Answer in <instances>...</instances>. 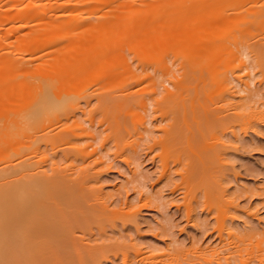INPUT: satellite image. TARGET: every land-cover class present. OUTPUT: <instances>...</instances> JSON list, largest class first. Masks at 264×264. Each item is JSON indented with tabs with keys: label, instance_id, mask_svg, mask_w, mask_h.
Wrapping results in <instances>:
<instances>
[{
	"label": "rangeland",
	"instance_id": "rangeland-1",
	"mask_svg": "<svg viewBox=\"0 0 264 264\" xmlns=\"http://www.w3.org/2000/svg\"><path fill=\"white\" fill-rule=\"evenodd\" d=\"M105 1L73 5L90 18L58 47L14 48L20 36L34 37L40 23L31 21V37L14 31L0 40V60L56 61L57 79L88 50L87 69L66 66L72 73L64 67L70 74L53 86L54 111L22 127L23 157L42 182L23 210L46 231L26 245L27 257L264 264V0ZM13 2L0 0V10ZM61 5L47 6L54 25ZM109 25L115 40L96 37ZM130 73L141 76L122 82Z\"/></svg>",
	"mask_w": 264,
	"mask_h": 264
},
{
	"label": "bare ground",
	"instance_id": "bare-ground-1",
	"mask_svg": "<svg viewBox=\"0 0 264 264\" xmlns=\"http://www.w3.org/2000/svg\"><path fill=\"white\" fill-rule=\"evenodd\" d=\"M20 1L17 2V0H14L13 2L14 5L13 4L10 5L12 7L6 5L4 8L1 9L2 11L0 10V22H2V24L0 23L2 25V28H0V40L1 38L4 39L5 36H7L8 34L14 31H15L14 33L17 35L19 31H22L20 32L21 34L19 33V35L24 34L22 35L24 38L25 36L31 37L33 34L34 37L32 39L31 38L26 39L27 41H22L21 40L22 38L20 39L21 37L20 36L19 39L17 40V43L14 44V48L21 49L24 51H28V50L31 51L34 49H39L40 51H44V50L47 51L49 46H50L49 49H51L54 47H58V45L62 44L63 40H66L65 37L67 38L68 34L75 33L72 32V29L76 27V26L74 27V25L79 24V21L86 20V18L83 19V15H84L83 12L81 14L79 13L80 12L79 11L78 13L75 12L77 14H74L75 10L72 11V9L76 8L75 5H79V3L80 5L83 4L82 6L85 5L83 7L85 10L89 6L87 5L88 3H90V6L93 7L92 5H94L95 1L97 0H64L63 2H61L62 5L60 2L58 3V0H56L57 2L55 3H54L55 0H53V2H48V0L46 2L43 0H20ZM47 3L50 5H48ZM107 3L108 2H106L105 4ZM54 4L55 5L59 4L62 7L64 4H67L68 7L67 5H64V7L66 8L65 12L68 10V8L70 9L66 13L63 11L67 15L68 19H65L66 16H64V13L63 14L61 13V15L57 14L59 16L56 17V19L60 22L57 25L53 24V22L55 21L51 20V17L47 13L48 7H50L51 5L53 6ZM90 6L89 8H91ZM29 9L31 10V12ZM102 15L104 16L105 12H103ZM85 16L87 17V19L90 18L87 15H84V17ZM48 17L50 19L49 22L46 21ZM63 17L65 18L62 19ZM9 20H11L12 23H9L10 22ZM6 21L9 23L8 25L7 24L5 25ZM15 21H17V23L18 21H20V23L25 22V24H23V27L28 23V21H31V23L33 22L35 24L40 23L38 25L39 28L32 29L35 31L36 29L37 30L39 29L38 30L39 32L36 31L37 32L36 33L35 31H33L32 35H28V32L25 30L26 29L25 27L24 30H22L23 29L21 25L22 23L16 25ZM41 22H47L49 24L45 26V28H43L40 27V25L42 24ZM73 22L75 23L72 25ZM70 26L71 27L73 26V28H70ZM40 28H43L42 31L40 30ZM70 29L72 33L69 32ZM23 31L27 33L25 34L23 33ZM96 32H98L96 33V37H98L102 41L112 38L113 40H115V38L118 35L117 28L114 25H109L107 27L97 29ZM30 33L32 32H29V34ZM35 35L40 40L36 39ZM59 36H61L60 37L61 42L59 41ZM55 37L58 39H54ZM45 39L47 40V42L51 41L52 39L53 41H51V44H48L47 42H45L46 41ZM38 41H43L42 47L37 46V44H39ZM115 42L116 41L112 42L111 46H109V50L113 51V49L114 50L116 49L114 47L116 46ZM65 43L67 44L68 42L65 41ZM67 45H71L73 48L75 47L78 50L77 48L78 45H74L73 43H68ZM67 45L64 44V46ZM79 46L81 48L83 47V45H79ZM93 47L95 49H98V46H96L97 47L96 48L93 45ZM95 49L94 51H96ZM102 49L100 48L99 51ZM6 50L9 51V49ZM84 50L87 53L88 51L87 48ZM84 50L82 53L83 56L81 54V56L76 60L75 62L76 64L69 65L68 63L64 67L66 68V66H68L71 69L72 66L73 71L76 69V71L79 70V72H83L84 71L83 69L85 68L87 69V67L84 68V66H86L85 65L86 62L83 63L85 60L84 57H86V53L84 56ZM6 53L8 52L6 51ZM96 53L97 52H95L94 54ZM97 54L94 55V57L99 59L100 56L98 57ZM34 57H31L32 59L29 57L30 60L29 59L27 60L29 61L28 63H30L31 61L33 62ZM37 59L38 57L35 58V60ZM0 61H1L0 62V264H53L52 261H48L44 259H41L40 261L29 259L26 254V250H27L26 245L29 244L31 241H33L35 238L40 237L46 231L44 230L43 232L38 228H34L30 220L31 218L30 215L28 214L27 217H25L26 214L23 210L24 209L23 204L25 203V201L23 200L24 196L28 198L31 197L34 198L33 197L34 195L37 196L36 189L41 187L40 184H42V182L40 183L41 177H39L38 175H34L35 173H33L31 168H29L30 166L29 163L26 164L27 159L23 157L21 131L24 124H27L29 128L32 125H34L38 113H44L50 115V113L54 111L53 107H51L48 104L49 103L48 100L50 99V96L55 93V89L53 88V86L57 84H63L62 82H64V80L60 78L65 77L66 74L72 73V71H69V69L66 68L67 71L70 72L69 73L66 71V69H64V67L61 68L62 76L60 75L61 77L57 79L58 73H55V71H59V70L56 69L58 66V65L56 66V61L49 60L44 62H38L39 65L37 62H34L33 63L34 66L32 65L31 67L28 68L26 67L28 63L27 61H25V59L22 60L12 56L8 58L7 56L3 61L2 60ZM98 61L100 62V59ZM97 65H100V63ZM75 66L77 67L79 66L78 68H80L83 71L77 69V67ZM116 66L113 64L114 68ZM99 67L101 68V65ZM111 67L112 66L110 64L108 69L110 70L114 69ZM124 69H126L125 70L126 72L130 68L126 67ZM63 70L66 72L65 75H63ZM133 73H130V76L126 74L128 76L125 75V77H123V79L124 78L125 79L123 80L121 78L122 79L121 81L127 82L128 81L127 79H130V81H135L136 79L140 78L141 76L140 74L135 75ZM77 74L80 78H82L80 79V82H83L84 80L82 77L83 74L81 75L78 72ZM235 76H237V78L240 79L239 75H235ZM59 79L62 81L61 83H59L60 81ZM74 80H76V78ZM56 81L58 83H56ZM76 81H79V79ZM76 81L74 82L78 84V82ZM67 82L64 84H69L72 81L71 82L67 81ZM4 89L5 90L7 89L9 92L6 93ZM229 94H231V91H229ZM41 95H42L41 97L42 100L45 98L43 100L45 101L44 103L40 101L41 98H39V96ZM43 177L46 178L45 176ZM54 177H51V179L48 180L53 182L55 179ZM45 185L43 184V186ZM65 187H63L64 190ZM27 204L30 203L27 202ZM43 247L44 246L42 245V250ZM62 247H65V245L64 246L62 245ZM43 252L45 251L43 250Z\"/></svg>",
	"mask_w": 264,
	"mask_h": 264
}]
</instances>
